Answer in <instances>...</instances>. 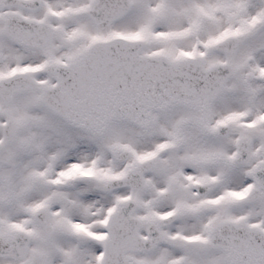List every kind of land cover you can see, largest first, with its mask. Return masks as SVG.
<instances>
[{
  "label": "rangeland",
  "instance_id": "1",
  "mask_svg": "<svg viewBox=\"0 0 264 264\" xmlns=\"http://www.w3.org/2000/svg\"><path fill=\"white\" fill-rule=\"evenodd\" d=\"M52 1L50 5L55 7V10H63L62 17L53 22L59 29L58 36H55L50 47V52L56 54L54 57L71 59L77 52L83 51L92 40L121 35L145 40V47L139 53L141 55L161 54L166 56L168 61L199 57L203 61L204 69L231 64L236 67V74L228 80L222 94L211 103L205 116L198 111L189 115L191 110L185 111L182 108H175L176 111L167 112L168 114L154 111L151 115L154 125L150 130L120 120L111 122L102 134L76 130L43 106L39 100V88L15 95L9 102L0 103V233L9 235V232L14 233L19 225L22 228L26 226L35 230L37 240L51 239L57 245H63L61 249L66 257H62V263H69L72 257H77L78 261H87L89 251L82 238L70 235L68 239L62 233L51 234V231H46L36 219L31 206L37 202L48 203V212L49 208L52 210L46 222L48 225L54 226L62 221L69 225L77 224L76 219L79 217L83 222H88L91 218L84 209V216L81 215L82 207H85L80 204L88 200L84 195L91 193L95 187L90 183L91 180L81 177L78 167L89 172L93 167L96 168L94 178L103 180L99 185V192L103 191L102 203L104 199H108L104 198V192L107 193L105 181L111 175L125 170L128 165L134 164L139 156L151 151L157 143L163 140L171 143L172 137L177 138L179 132L174 129L178 121L180 123L176 128H185L186 124H190L186 114L192 117L191 126H195L192 130H186L185 135L180 134L183 138L190 137V141L185 139L182 142V146L187 150L167 157L161 167L156 168L159 169V176L164 177L166 168H174L175 161L183 155L180 160L187 161L181 164H198L194 169L200 171L202 176L219 174L222 167L226 181L228 180L229 198L233 191L247 188L244 186L248 185L247 178L251 174L248 169L251 171L255 164L235 167L234 162L229 161L232 158L228 154L236 150L234 137L247 134L254 141L252 151L258 155L257 162L264 159V123L258 122L257 119L260 113L264 112V76L261 77L264 71V51L261 50L264 49V0H133L139 8L131 17L126 18L125 22L112 26L110 32L95 27L85 17L83 10L92 0ZM75 9L77 13L74 12ZM225 35H233L239 41L232 56L214 50L213 43ZM41 55V58H45L47 54L44 52ZM5 57L0 64V75L11 69L17 61L11 60L10 55ZM23 62L25 61H20V64ZM36 80L40 86L55 82L54 77L45 72L37 74ZM248 93L253 100L250 101ZM243 112H247L249 118L242 119ZM226 117L234 118L229 139H220L222 147L214 150L217 153L204 155V149L209 148L207 143L193 141L199 138L197 133L199 128H202V120L209 122L208 127H212L216 120ZM9 118L14 120L17 132L12 139L7 140L4 123ZM120 143L127 144L133 150L131 158L125 164L111 161L108 149ZM200 159L208 163L201 167V161H198ZM68 171H72L69 172L72 177L70 180H64L63 187L52 185L54 178L65 175ZM153 172L156 174L157 170ZM154 174H150L151 179L155 178ZM78 192L80 194L76 196L75 193ZM235 196L236 194L232 196L233 199H236ZM138 197L143 206L148 203L144 199V191ZM256 204L242 206L234 203L232 208H229L232 211L229 216L248 215L250 224L264 228V202ZM94 208L99 217H104L106 208L101 213L98 209L99 202H95ZM66 228L69 227L65 226ZM182 252L189 257L188 264L202 263L193 250ZM80 253L84 260L80 258ZM56 255L60 257L59 254ZM219 255L221 257V254ZM70 264H73L72 261Z\"/></svg>",
  "mask_w": 264,
  "mask_h": 264
},
{
  "label": "water",
  "instance_id": "2",
  "mask_svg": "<svg viewBox=\"0 0 264 264\" xmlns=\"http://www.w3.org/2000/svg\"><path fill=\"white\" fill-rule=\"evenodd\" d=\"M125 1H116L117 15L111 19H117L128 13L130 5ZM103 2L105 1L95 2L92 9L88 11L101 23L109 21V18L103 19L101 14H98L101 9L97 8ZM228 41L231 42L226 40L221 47L223 50L233 52L236 43L232 40ZM112 42L92 45L89 51L80 56L77 61L59 69V84L53 88L44 89L42 101L56 113L87 129L100 131L108 120L115 117H130L141 125H146L150 111L160 105L167 106L177 101L197 106L208 104L223 89L225 80L234 72L230 66H219L210 71H204L201 68V61L196 60L169 64L160 56L139 58L137 53L141 49V43ZM111 49L117 54L116 59L114 60L112 56L110 62L108 53L104 52ZM87 68H91L89 74L86 73ZM183 72L192 73L185 79L186 85L171 86V83L167 86V78L163 77L165 74H176L175 77H178ZM76 75L84 80L81 86L75 87L72 82ZM24 80V77L20 76L17 86L9 88L11 92L30 89L31 85ZM194 89L201 92L202 97H199ZM204 89L207 91L204 92ZM179 90L181 94L174 93ZM165 91L172 97L166 100L161 98ZM140 93H142L141 97L138 96ZM152 93L153 96L150 95ZM115 102L123 103L129 110L122 112L123 108H115ZM242 150L246 152L247 145H243ZM258 178L257 187L250 195L252 200L255 198L264 200V169L259 170ZM242 238L243 242L234 235L228 238V244L220 243L219 247L229 252L230 261L233 264H258L254 263L253 258L257 256V259L261 260L264 257V236L252 240L248 234H244ZM1 239L3 238L0 237V252L8 254L2 250H8L10 247L2 245ZM240 257H245V262L240 260ZM261 262L264 264L263 260Z\"/></svg>",
  "mask_w": 264,
  "mask_h": 264
},
{
  "label": "flooded vegetation",
  "instance_id": "3",
  "mask_svg": "<svg viewBox=\"0 0 264 264\" xmlns=\"http://www.w3.org/2000/svg\"><path fill=\"white\" fill-rule=\"evenodd\" d=\"M13 0H0V64L5 59V56H12L11 60H17L13 63L11 69L13 70L20 65L21 49L20 44L12 39L8 26L5 24V15L16 14L22 15L27 19L38 21H45L46 17L43 6L38 11H28L19 7V4L12 2ZM15 1V0H14ZM8 7L3 8L4 5ZM43 4V3H42ZM36 16H32V15ZM45 17V18H44ZM19 29V27H18ZM5 52V56L3 52ZM13 60V61H14ZM29 62L30 60H26ZM7 70V71H8ZM1 76H4L1 75ZM0 76V77H1ZM235 139H233L234 141ZM214 176H208L205 181H208ZM152 190L147 185L145 201L148 203L139 207L135 213L130 214L126 218V230L121 233L118 240H114L116 247L119 242L123 248L117 249V255L110 256V260L116 264H181L187 263L190 259L186 256L183 250H193L197 259H201V264L206 262L223 264L224 255L219 250H207L206 239L210 236L212 229L225 222L229 221V190L227 183L219 182L207 187H200L197 184V179L194 176H170L154 178ZM128 190L133 197L137 193ZM115 202V198L112 203ZM95 210V209H94ZM168 211H174V215L168 219L159 221V217ZM82 214L83 208H82ZM248 217V215H247ZM245 214L235 215L234 220L248 219ZM91 225H74L73 229L69 224L62 223L61 226L55 224L54 226L47 223L40 224L46 228V231L62 233L63 236L70 239L72 235L77 238H82L84 246L88 249V260L85 261L83 255L80 253V258L84 261H78L72 257L73 264H105L104 255L106 247L107 227L102 226V218L94 217L89 220ZM51 224V223H50ZM67 224V225H66ZM69 227L65 229V226ZM19 225L15 228L14 233L21 230L28 232L29 238L14 240L16 245H27L26 253L21 258H0L2 264H70L62 263L63 255L61 245H57L51 239L37 240L34 229H23ZM85 228V229H84ZM75 229V230H74ZM78 229L80 231H78ZM93 234V239L88 237L87 232ZM73 232V233H72ZM81 232V233H80ZM70 233V234H69ZM113 233V237L117 239V235ZM137 233V236L144 243V246L149 247L150 250L140 252L135 250H127L123 255H119L124 249L136 248L137 244L131 242L129 237ZM71 235V236H70ZM191 237H197L196 240L190 241ZM74 238V237H73ZM75 240V238H74ZM157 241H160L159 243ZM76 242V240H75ZM157 242L158 245L153 246ZM51 244V245H47ZM53 244V245H52ZM155 245V244H154ZM55 249V250H54ZM215 252L214 256H208V253ZM112 253V250H111ZM110 253V254H111ZM187 253V252H186ZM221 253V257L220 254ZM59 254L60 257H58ZM66 257V256H65ZM184 258V262L182 261ZM69 261V258H67Z\"/></svg>",
  "mask_w": 264,
  "mask_h": 264
},
{
  "label": "bare ground",
  "instance_id": "4",
  "mask_svg": "<svg viewBox=\"0 0 264 264\" xmlns=\"http://www.w3.org/2000/svg\"><path fill=\"white\" fill-rule=\"evenodd\" d=\"M248 96L250 97V94H249V93H248ZM259 110H261V109H259ZM160 154H161V153H160ZM160 154H159L157 157H159ZM108 189L111 190V192H112L113 187L109 186ZM125 191H127V190H125ZM125 191H124V192H125ZM113 200H114V196H110L108 199L105 200L104 206H101L100 208H98V209L101 211V213L103 212V210H104L105 208H106V210H108L107 207L113 205V203H112ZM107 201H108V202H107ZM81 204H84V203L81 202ZM106 210H105V211H106ZM95 211H96V210H95ZM106 212H107V211H106ZM106 212H105V213H106ZM96 213H97V211L94 213V216H95V217H99L98 214H96ZM100 216H101V215H100Z\"/></svg>",
  "mask_w": 264,
  "mask_h": 264
}]
</instances>
